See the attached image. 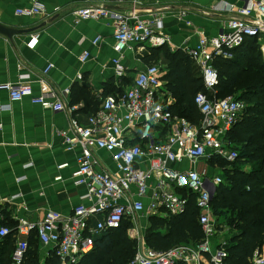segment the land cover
I'll list each match as a JSON object with an SVG mask.
<instances>
[{"label":"built area","instance_id":"1","mask_svg":"<svg viewBox=\"0 0 264 264\" xmlns=\"http://www.w3.org/2000/svg\"><path fill=\"white\" fill-rule=\"evenodd\" d=\"M107 1L118 5L127 2ZM237 2L240 6L229 5L228 10L241 18L228 21L226 30L217 37L196 31L198 42L188 51L200 70L205 87V92L198 93L195 98L202 114L198 125L171 111L161 66L154 64L140 70L131 85L124 86L121 92L100 97V107L90 116L86 126L73 120L69 131L58 132L68 151L77 145L82 148L72 180L74 186L84 188L85 193L81 203L69 215L50 210L42 220L18 218L15 227H0V248L8 237L13 236L16 240L13 264H24L32 238L53 251L59 264H78L93 251L96 238L102 234L126 224L131 225L130 233L143 227L142 223H148L152 217L181 215L186 211L191 195L199 209L203 241L195 246L183 245L159 252L139 239L131 264H203L204 255L210 256V264H223L227 253L222 243L217 245L214 241L220 232L212 220V202L225 178L210 169H193L192 166L214 159L233 162L238 158L228 136L246 106L233 97H217L219 76L213 63L217 57L232 59V51L249 39L257 40L264 59V0ZM131 3L133 6L126 11L94 7L73 13L77 23L109 19L113 22L117 56L112 59V65L119 87L127 77L123 62L126 53H142L148 47L162 48L171 43L170 38L159 31L162 19L144 16L139 8L142 0ZM46 14L44 0H31L30 6L16 10V16L28 19ZM34 41L33 47L38 43V37ZM101 41L98 37L93 44ZM90 58L85 52L80 62L85 64ZM52 69L54 66L48 64L44 74L48 76ZM28 79L21 77L18 84L6 86L11 102L29 98L32 104L45 110L68 112L45 80H40L41 93L36 96ZM78 79L82 80L81 74ZM64 94L68 96L70 89L64 90ZM8 109L10 106L5 110ZM91 148L107 154L113 170L102 168ZM185 162L190 165L187 170L183 169ZM65 167L66 164L59 168ZM253 264H264V248L262 252H256Z\"/></svg>","mask_w":264,"mask_h":264},{"label":"crops","instance_id":"2","mask_svg":"<svg viewBox=\"0 0 264 264\" xmlns=\"http://www.w3.org/2000/svg\"><path fill=\"white\" fill-rule=\"evenodd\" d=\"M30 2L0 0V25L14 32L11 37L0 34V227H14L18 218L42 220L50 210L69 215L81 203L85 189L74 186L72 175L82 148L77 145L68 151L58 132L69 131L73 120L82 126L89 123L91 112L86 110L84 101L89 95L81 94L84 87L90 93L89 101L100 107V97L131 85L137 73L148 66L143 57L153 49L148 47L142 53L125 54L123 62L127 77L119 87L112 65V59L117 56L113 22L109 19L77 23L73 13L94 7L126 11L133 6L132 0L119 5L107 0H44L46 15L32 19L16 16V10L30 6ZM229 5L240 6L237 0H142L139 8L147 18L153 15L162 19L159 31L171 40L163 48L188 53L198 42L196 31L217 37L226 30L228 21L241 18L228 10ZM182 13L186 16L181 17ZM36 37L38 43L33 47ZM98 37L102 41L94 45L93 41ZM85 52L91 58L82 64L80 57ZM48 64L54 69L46 76L44 70ZM157 64L164 77L169 61L163 52ZM79 74L82 80L78 79ZM21 77H29L36 96L41 93L40 80H45L68 112L45 110L32 104L29 98L11 102L6 86L18 84ZM66 89H70L68 96L64 94ZM167 99L170 107L175 104L170 94ZM7 106L10 109L5 110ZM91 150L100 159L102 168L113 170L107 154L94 148ZM202 163L193 167L202 169ZM65 164L67 167L59 168ZM228 241L227 235L222 246H227ZM36 245L44 263L50 249L39 242ZM15 248V238L8 237L0 248V264L8 256L13 264Z\"/></svg>","mask_w":264,"mask_h":264},{"label":"trees","instance_id":"3","mask_svg":"<svg viewBox=\"0 0 264 264\" xmlns=\"http://www.w3.org/2000/svg\"><path fill=\"white\" fill-rule=\"evenodd\" d=\"M161 52L169 61L163 81L175 101L171 111L198 125L202 114L195 98L198 93L205 92L199 68L188 53L182 50L172 52L163 47L151 49L143 60L147 65L157 64ZM232 54V59L217 57L214 60L219 76L217 97L224 99L233 94L245 104L246 109L228 136L238 158L230 162L233 167L227 171L225 182L217 190L212 212L219 219L218 230L224 223L230 227L223 264H253L256 252H262L264 248V59L255 39L247 40ZM81 94L89 95L84 99L86 110H90L91 115L96 113L99 104L89 101L87 87L81 90ZM130 228L131 225L126 224L96 238L93 251L78 264H131L138 242L128 236ZM146 232L145 245L159 252L201 243L204 234L195 197L190 196L188 207L181 215L150 218ZM34 239H31L25 264H42L36 245L39 241ZM209 260L210 256L204 255L203 264H210ZM3 264H12L11 257L4 258ZM44 264H59L53 251L49 252Z\"/></svg>","mask_w":264,"mask_h":264},{"label":"rangeland","instance_id":"4","mask_svg":"<svg viewBox=\"0 0 264 264\" xmlns=\"http://www.w3.org/2000/svg\"><path fill=\"white\" fill-rule=\"evenodd\" d=\"M231 97L235 98V96L232 94ZM233 148V145L231 146ZM221 161H216V162H203L201 165H200V168H207V169H210L211 171H213L214 173H220L224 176H226V173L229 169H231L233 167V163H230L228 161H225V160H222V159H219ZM183 169L184 170H187L190 168V165H188V162H185L184 165H183ZM193 169H195V167L192 166ZM218 217H214L212 216V220L213 222H216V226H217V223L219 222V219H217ZM224 223V222H223ZM143 227H139L137 230H135V232L133 233H128V236L137 241L140 239V240H143L144 241V238H145V235H146V230H147V227H148V223L146 222H143L142 223ZM218 228V226H217ZM219 230L221 231H218L220 232V234L218 235V237H216V240H217V245L218 243H224L226 241V236H227V232H229L230 230V227L228 224H223V226H219ZM226 246V245H225ZM44 264V263H42Z\"/></svg>","mask_w":264,"mask_h":264},{"label":"water","instance_id":"5","mask_svg":"<svg viewBox=\"0 0 264 264\" xmlns=\"http://www.w3.org/2000/svg\"><path fill=\"white\" fill-rule=\"evenodd\" d=\"M13 33V30H9L8 28H5L4 26L0 25V34H3L7 37H11ZM140 242L142 243L143 240H140Z\"/></svg>","mask_w":264,"mask_h":264},{"label":"bare ground","instance_id":"6","mask_svg":"<svg viewBox=\"0 0 264 264\" xmlns=\"http://www.w3.org/2000/svg\"><path fill=\"white\" fill-rule=\"evenodd\" d=\"M133 232H135V231H131L130 234L133 233Z\"/></svg>","mask_w":264,"mask_h":264}]
</instances>
